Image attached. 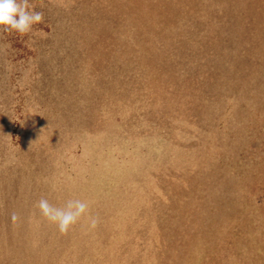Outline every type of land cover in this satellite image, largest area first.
Returning <instances> with one entry per match:
<instances>
[{"label": "rangeland", "instance_id": "1", "mask_svg": "<svg viewBox=\"0 0 264 264\" xmlns=\"http://www.w3.org/2000/svg\"><path fill=\"white\" fill-rule=\"evenodd\" d=\"M29 3L0 31V264H264V0Z\"/></svg>", "mask_w": 264, "mask_h": 264}, {"label": "clouds", "instance_id": "2", "mask_svg": "<svg viewBox=\"0 0 264 264\" xmlns=\"http://www.w3.org/2000/svg\"><path fill=\"white\" fill-rule=\"evenodd\" d=\"M43 22V12L36 11L29 0H0V31L23 36L32 32L34 25ZM34 207L61 234H68L81 222L86 224L88 230H95L100 224L99 217L91 212L90 203L79 198L67 199L62 206H56L46 197H41ZM10 220L16 224L20 220L19 214L13 211Z\"/></svg>", "mask_w": 264, "mask_h": 264}, {"label": "bare ground", "instance_id": "3", "mask_svg": "<svg viewBox=\"0 0 264 264\" xmlns=\"http://www.w3.org/2000/svg\"><path fill=\"white\" fill-rule=\"evenodd\" d=\"M238 168H239V166H238ZM246 168H247V166H246ZM249 168V170H250V166L248 167ZM253 168V167H252ZM227 172V171H226ZM247 172V171H246ZM228 173V172H227ZM239 174V173H238ZM247 174H248V172H247ZM224 175V174H223ZM227 176V175H226ZM243 176H246V175H243ZM260 178V177H259ZM226 179V178H225ZM245 179V178H244ZM243 178H242V180H244ZM248 179H249V177H248ZM214 181H215V179H214ZM229 181H232V180H229ZM228 181V183H230ZM260 181V180H259ZM245 183V182H244ZM244 183H243V186H244ZM260 183V182H259ZM249 184V183H248ZM258 184V183H257ZM217 185V184H216ZM251 185V184H250ZM249 185V186H250ZM218 186V185H217ZM224 186H226V185H224ZM240 186H242V185H240ZM222 187V186H221ZM222 189H224V188H222ZM225 189H226V187H225ZM245 189V188H244ZM246 189H247V185H246ZM212 190H213V188H212ZM221 190V189H220ZM250 190V189H249ZM241 192V191H240ZM239 192V193H240ZM244 193H247V192H244ZM213 194H216V193H213ZM240 194H242V193H240ZM217 195V194H216ZM220 195V194H219ZM218 196V195H217ZM215 197V196H214ZM225 197V196H224ZM241 197V196H240ZM210 198V197H209ZM229 198V197H228ZM223 199V198H222ZM225 200H227V199H225ZM224 200H222V202H223ZM217 202V201H216ZM226 202V201H225ZM220 203V202H219ZM227 203H228V201H227ZM239 203V202H238ZM212 204V203H211ZM221 204V203H220ZM225 204V203H224ZM234 204V203H233ZM237 204V203H236ZM213 205H214V203H213ZM219 205V204H218ZM228 205H230V204H228ZM227 205V206H228ZM226 206V205H225ZM232 206V205H231ZM235 206V205H234ZM237 206V205H236ZM215 207V206H214ZM222 207H224V206H222ZM230 207V206H229ZM239 207V206H238ZM220 209V208H219ZM227 209V208H226ZM235 209V208H234ZM242 209V208H241ZM253 209V208H252ZM216 210V209H215ZM232 211H233V209H231ZM250 210V209H249ZM229 211V210H228ZM227 211V212H228ZM231 211V212H232ZM216 212V211H215ZM232 214V213H231ZM249 214V213H248ZM228 215V214H227ZM246 215V214H245ZM222 216H223V213H222ZM222 216H218L219 217V219H222L223 217ZM244 216V215H243ZM210 217H213L212 215L210 216ZM210 217L208 218V221L210 220ZM222 217V218H221ZM242 217V216H241ZM214 219V218H213ZM217 218H215L214 220H216ZM218 220V219H217ZM244 220V219H243ZM212 221V220H211ZM220 221V220H219ZM225 222V221H224ZM238 224V223H237ZM215 227H216V225H215ZM230 227V226H229ZM246 229V228H245ZM96 230V229H95ZM100 230V229H99ZM208 230V229H207ZM223 230H225V229H223ZM236 230H237V228H236ZM100 232V231H99ZM126 233V232H125ZM240 233V232H239ZM224 236V235H223ZM97 240V239H96ZM224 243H226L225 241H224ZM183 254V253H182ZM223 255V254H222ZM207 256V255H206Z\"/></svg>", "mask_w": 264, "mask_h": 264}]
</instances>
